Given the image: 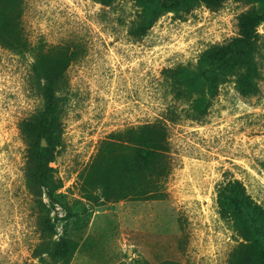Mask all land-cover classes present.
<instances>
[{
	"label": "rangeland",
	"instance_id": "rangeland-1",
	"mask_svg": "<svg viewBox=\"0 0 264 264\" xmlns=\"http://www.w3.org/2000/svg\"><path fill=\"white\" fill-rule=\"evenodd\" d=\"M168 262L264 264V0H0V264Z\"/></svg>",
	"mask_w": 264,
	"mask_h": 264
},
{
	"label": "trees",
	"instance_id": "trees-1",
	"mask_svg": "<svg viewBox=\"0 0 264 264\" xmlns=\"http://www.w3.org/2000/svg\"><path fill=\"white\" fill-rule=\"evenodd\" d=\"M103 3H109L110 0H100ZM209 1V0H208ZM70 59V58H69ZM67 56L61 57V59H54L53 62H51V67L55 68L53 76L49 80V98L53 100V97L55 96L56 89L59 87L60 83H64V77L65 72L68 70V67L70 65V60ZM59 126V116L58 115H52L50 117V123L48 126V130L46 133L47 137V146L43 147L38 142L34 148L31 149V152L36 157L37 160L46 158V157H52L55 155V153L63 147V132L58 127ZM151 154H155L156 150L153 147L152 150H149ZM167 264H183V263H173L168 262Z\"/></svg>",
	"mask_w": 264,
	"mask_h": 264
}]
</instances>
